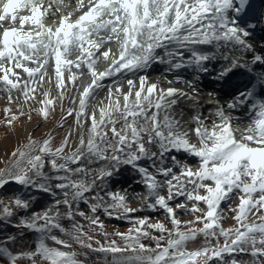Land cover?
Wrapping results in <instances>:
<instances>
[{
  "label": "snow or ice",
  "instance_id": "1",
  "mask_svg": "<svg viewBox=\"0 0 264 264\" xmlns=\"http://www.w3.org/2000/svg\"><path fill=\"white\" fill-rule=\"evenodd\" d=\"M63 2L0 0V22L11 25L0 24V90L6 92L9 105L23 101L16 112L11 107L5 108V126L11 127L25 115L31 120L33 110L45 120L48 118L56 97L49 88L43 93L44 98L37 101V85L42 86L50 61L54 62L51 66L61 100L66 88L62 68L69 72L68 83L73 87L83 71L92 77L86 86L77 89L78 110L69 108L62 117L75 114L80 127L90 121L87 140L81 132L78 146L63 155L71 131L55 149L51 147V135L42 142L30 137L0 168V188L17 183L57 197L50 207L21 216L16 224L17 228L38 234L34 249L14 250L10 245L16 243L17 237L10 235L0 241V264H83L79 259L81 253L74 246L84 249L85 256L89 250L102 253L106 264H228L224 255L233 253L250 255V264H264V98H255V85L245 87L226 104L228 110L250 105L249 122L243 130L234 127L233 116L213 93L209 96L216 107L209 117H202L196 109L197 114L192 117L194 127L183 129L180 121L169 113L177 104L176 96L187 98L193 105L200 103L195 84L183 81L189 91L165 89L158 83H149L146 75L139 77L138 84L128 79L127 92L115 85L116 96L113 87H109L108 104L87 111L106 78L147 71L153 62L167 64L169 71L183 68H192L197 73L213 71L208 64L217 55L198 48L200 45H215L217 49L231 46L252 53L250 60L222 56L225 63L215 70L213 78L227 83L236 69L252 73L259 65L262 69L254 76L264 88V46L257 52L248 41L256 27L247 19L251 0H76L71 11L60 7ZM21 10H27L28 14H20ZM112 43L117 45L115 53ZM70 56L75 59H69ZM101 59L108 67L98 71L96 65ZM177 81L181 78L177 77ZM32 101L40 107L28 108L26 113ZM72 103H76V97ZM114 112H119V120L123 121L120 129L116 127L119 121ZM210 118L214 119L209 126ZM109 126L111 137L106 131ZM173 152L193 156L198 163L190 166L171 155ZM166 156L171 160L170 166L165 163ZM58 159L63 163H57ZM84 160L88 163L102 160L105 164L92 170L83 166ZM144 160L150 162L151 171L142 165ZM46 164L51 165L52 174L44 171ZM74 164L79 166H70ZM122 166L136 171L140 176L137 183L145 186L147 194L141 208L130 207L126 193L106 190V179ZM77 175L79 179L74 178ZM97 181L105 190L104 196L99 191L89 195L97 189ZM165 189L167 195L162 194ZM141 195L136 193L133 198ZM180 197L183 200L173 206ZM236 200L239 201L236 207H230ZM80 202L88 205L90 214L79 208ZM226 203L229 206L222 207ZM201 204L206 207L201 208ZM31 207V198L17 195L8 201L0 199V219L9 220L17 211L27 212ZM61 207L66 211L62 213ZM144 207L165 212L172 228L163 221L153 223L150 217L133 215ZM178 210L193 214L195 219L181 221ZM101 212L109 218L126 220L132 226L127 231L109 233L98 214ZM227 213L233 214L236 227H223ZM77 216L87 223L78 221ZM252 216L256 219L250 222ZM65 218L71 221L70 228L61 223ZM196 224L202 227H195ZM96 236H103L106 243ZM198 236H203L204 244L190 250L189 242ZM116 237L123 243H118ZM146 239L154 241L155 247L146 244ZM107 257H111L110 261ZM231 264L240 262L233 258Z\"/></svg>",
  "mask_w": 264,
  "mask_h": 264
},
{
  "label": "rangeland",
  "instance_id": "2",
  "mask_svg": "<svg viewBox=\"0 0 264 264\" xmlns=\"http://www.w3.org/2000/svg\"><path fill=\"white\" fill-rule=\"evenodd\" d=\"M71 2L68 1L67 5L70 10H74V7L71 6ZM6 27V26H5ZM111 47L113 49V52L117 51V45L111 44ZM69 59H73L74 57H68ZM105 61L99 60L97 62V70H102ZM31 66V65H30ZM50 71V70H49ZM62 71H64V76L66 80V88H65V95L64 99L61 100L59 97H56L55 101V107L53 110L50 111V114L48 118L45 120L41 115L37 114L35 110L31 111L32 119L29 120L27 118V115L21 117L17 121L14 122V124L11 127L5 126V108L11 107L13 112H16L18 107H20L23 104L22 100H16L11 105H9L8 97L5 91L0 90V168H4L6 164L11 160V153L17 149L18 147L23 146L27 143L28 139L31 137L32 139L36 141L42 142L43 139L47 138L49 135L52 136V142L51 147L55 149L56 147L60 146V144L63 142L65 136L71 131V136L68 140V145L64 150L63 155L70 154L77 146L79 142V137L81 132H83L85 140L88 139V128L90 127V121L83 124V127H80L76 123L75 114L72 116L65 117V113L69 108H76L78 110V101L79 96L77 94V89H82L84 86H86L92 79L91 75L87 71H83V75L79 76L75 87H73L70 83H68V76L69 72L67 70H64L62 68ZM72 71H76L75 68L72 69ZM54 72V70H53ZM52 73H49L47 71V75L45 76V80L53 75ZM156 74H151V78H149V83H155L154 80H152L153 77H157ZM136 75V74H135ZM130 79H133L130 77ZM44 80L42 86L37 85V101L40 99H43V93L48 90L46 84V81ZM152 80V81H151ZM159 85V84H158ZM122 86V84H120ZM163 88V87H162ZM113 91H115V88L113 87ZM123 91L127 92L128 87H123ZM135 91V89H134ZM106 92L107 89H98L96 90L94 98L91 100V103L87 109L88 112H91L92 109H99V107L103 105L108 104V99L106 98ZM13 95H17V93H13ZM114 96L118 95L116 93H113ZM73 97H76V103L73 104L72 100ZM121 106H123V98L122 95L119 97ZM130 98V102H131ZM40 107V104L36 101H32L28 104V107L25 109L26 113L28 111V108L30 109H38ZM151 114V113H149ZM163 113H161L162 118ZM114 118H116L119 122L116 124L117 129H120L123 126V121L119 120L120 113L114 112L113 113ZM97 117H99V112L97 111ZM63 125V126H61ZM110 127L106 129L108 131L109 137H111V131ZM146 138V137H145ZM110 151V150H109ZM171 155H176L178 159L181 161L187 163L186 157L177 153H171ZM57 163H63L62 159H58ZM143 166L150 168V162L147 160H144L141 162ZM165 163L169 166L171 165V160L166 156ZM82 164L87 169L92 170H98L102 166H104L105 162L102 160H94L92 163H88L87 160L82 161ZM195 164V163H194ZM193 163L190 162V166H194ZM71 167L75 168L79 165H70ZM152 169L150 168V171ZM44 171L46 173L52 174L53 169L51 168L50 164H46ZM63 174V173H61ZM75 179H79L80 176L77 175L74 177ZM91 173L87 177L88 182H91ZM140 179L139 174L134 171L131 167L128 166H122L118 173L114 174L111 178L106 179V185L107 191L112 192H120L121 194H127L129 198V206L134 208H141L144 205V199L143 197L146 196V189L145 186L142 183H137V181ZM96 191H99L102 196H104V191L100 188V182L97 181V189L94 190L91 194V196H94L96 194ZM136 193L142 194L140 198L134 199V195ZM164 195H167L166 189L163 191ZM23 196L25 198H31L32 200V207L27 211H17L16 214L9 218V220H3L0 219V241H3L8 236H15L17 237V241L15 244H11L10 246L14 250H29L32 245L35 244L37 239V233H35L32 230L25 229V228H17L16 224L19 222V218L21 216H28L31 215L32 212H39L42 211L51 205H53L54 200L57 197H53L51 194L44 193L42 191H38L37 189L30 188V187H23L16 183H9L5 185L3 188H0V199H4L6 201L13 199L15 196ZM59 198L62 200V195L59 196ZM105 199L108 198L105 196ZM183 200V197L178 198L174 203L173 206H175V203H178ZM239 203L238 200L233 201L230 203V207L235 208L236 205ZM191 206L190 204L188 205ZM229 204H222V207H228ZM203 204H201V208H205ZM79 208L86 213L90 214L88 205L84 202H80ZM61 212H65L66 208L61 207ZM101 217V220L104 221L105 228L109 233H112L114 231H127L132 225L126 221L121 220L117 218H109L106 215H104L102 212L98 213ZM137 217H150L151 222L155 223L156 221H163L168 228H172L171 223L167 220L165 212L161 211H153L152 209L144 207L142 211H138L133 214ZM232 213H227L226 217L223 219L222 224L223 227L233 228L236 227V221L232 219ZM177 216L181 221H193L195 219V216L193 214L187 213L184 210H178ZM76 219L82 223H87L83 220V218L77 216ZM256 217L252 216L250 218L251 220H255ZM61 223L65 228L71 227V221L68 219H62ZM195 227H202V224H196ZM186 230V229H184ZM149 231H153L149 229ZM22 233V234H21ZM58 236H61L63 238V234L56 232ZM154 235H159L158 232L153 231ZM96 239L100 240L102 243H106L103 236H96ZM118 243H123L119 240L118 237H116ZM146 244H150L152 247H155V242L151 240H144ZM211 243L215 244V240H212ZM221 245L223 244V239L220 240ZM204 244V238L203 236H198L197 239L193 242H189L188 247L189 249H193L196 247H200ZM75 250L77 252H80L81 255L79 257L80 260L83 261V264H106V258L102 253L87 251V255H83L84 249L79 248V246H74ZM235 259L236 261L240 262V264H250L251 256L246 253H233V254H225L224 259L228 262V264H231L232 259ZM111 257H107V260L110 261ZM21 264H27V262H21Z\"/></svg>",
  "mask_w": 264,
  "mask_h": 264
},
{
  "label": "bare ground",
  "instance_id": "3",
  "mask_svg": "<svg viewBox=\"0 0 264 264\" xmlns=\"http://www.w3.org/2000/svg\"><path fill=\"white\" fill-rule=\"evenodd\" d=\"M70 1L71 6H76V0H64L63 4L60 5L61 8H63L65 11H71L68 8L67 2ZM65 6H67L65 8ZM20 14H28L27 10H21ZM76 15H79L77 12ZM259 15V14H258ZM75 19V16L73 17ZM260 24V29L262 30L261 35H250L248 37L249 43L253 44L256 51L259 52L261 50V46H264V15H261L257 17V19L253 21V24L256 25L255 28H257V24ZM0 24H3L5 27L11 26L7 21L0 22ZM18 26V25H17ZM115 44V43H112ZM198 48L208 51V52H214L217 55V59L211 61L208 66L213 69V71L203 74V73H197L192 68H183L179 70H168V65L165 63H159V62H153L151 67L147 71H140L137 72L136 75H133L131 73H126L123 75L117 74L114 77L106 78L103 81L104 87L103 89H107L106 92V98L108 97V88L114 87L115 85L122 84V87H129L127 85V80L130 79V77L133 78L134 81H139V77L141 75H146L148 78H151V74H156L157 77H153L152 80L155 81V83H158L159 86L162 88H168V87H175L180 88L185 91H189V86L187 83H184L183 81H192L195 84L196 90L199 93L198 99L200 103L198 105H193L192 101L188 100L185 97L176 96L175 99L177 100V104L173 106L171 109V112L169 113L171 116H173L176 120L180 121V124L183 129H189L191 127H194V123L192 120V117L197 114L196 109L199 110V114H201L202 117H209V114L215 109L216 105L212 102L213 98L209 96V93H213L215 96V99L219 101L220 104L225 105V110L229 112L232 115L233 110H228L226 108L227 102L231 101L239 91L244 90L245 87H248L250 84L248 83L243 88L239 87V85L249 78H253L254 73H258L261 71L262 66H255L252 73L247 72L244 68L236 69L233 74H231L230 78L227 80V83H221L220 81L214 79L215 76V70L220 67V65L224 64L225 61L222 59V56H232V57H241L244 60H250L252 53L250 52H241L238 49L232 48L231 46H221L219 49L215 47V45H200L197 46ZM161 55H163V52L161 50H158ZM115 53V52H114ZM186 56L188 53H185ZM74 57V56H71ZM75 59V57H74ZM102 61H104L102 59ZM54 62L50 61V66H48L47 71L49 73H52L54 70V67L51 66ZM105 66H103L102 70L106 69L108 67L107 62H104ZM50 70V71H49ZM186 74L185 78H182V75ZM177 77L181 78V81H177ZM151 80V81H152ZM46 84H48L47 89H51V95L53 97H59L57 88L55 86V77L54 72L53 75L47 78ZM51 81V82H50ZM168 81H171V83H168ZM115 82V84H114ZM241 84V85H242ZM209 85V86H208ZM205 86V87H204ZM208 86V87H207ZM65 91V90H64ZM115 93V91H113ZM64 99V98H63ZM250 106V105H248ZM242 108V106L240 107ZM211 119L210 118L207 123L209 126L211 125ZM242 127L240 130H243L244 126L249 122V119H242ZM237 128V127H236ZM190 136L192 137L193 142H195V137L193 134L190 133ZM180 155H183L186 157L187 164L190 165L191 163H195L194 166L197 165L198 159L190 156L183 152H173ZM35 244L31 247V249H34Z\"/></svg>",
  "mask_w": 264,
  "mask_h": 264
}]
</instances>
